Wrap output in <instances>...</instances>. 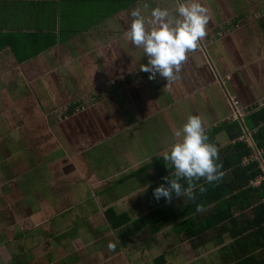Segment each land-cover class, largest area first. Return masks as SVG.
I'll return each mask as SVG.
<instances>
[{"label":"crops","instance_id":"0c3cea01","mask_svg":"<svg viewBox=\"0 0 264 264\" xmlns=\"http://www.w3.org/2000/svg\"><path fill=\"white\" fill-rule=\"evenodd\" d=\"M145 2L176 6L0 0V264H195L215 241L187 235L186 197L158 202L153 191L171 177L162 154L189 115L219 152L235 142L225 124L258 148L247 124L264 113V0H197L209 10L206 50L189 52L168 84L140 71L148 59L124 37L132 8L149 14ZM227 77L246 109L239 121L221 93ZM83 97L90 108L72 113Z\"/></svg>","mask_w":264,"mask_h":264},{"label":"clouds","instance_id":"9594fccd","mask_svg":"<svg viewBox=\"0 0 264 264\" xmlns=\"http://www.w3.org/2000/svg\"><path fill=\"white\" fill-rule=\"evenodd\" d=\"M142 14L140 7L132 8L128 15L131 20L124 37L136 48L142 49L147 64L140 65V71L149 73V79L159 74L167 84L179 79L182 64L188 59V53L200 48V42L206 37L209 23V10L197 0H176L173 10L165 7H151L145 2ZM175 142L162 154L165 166L171 167V178L164 177L167 186L159 185L153 191L156 200L164 198L171 202L173 195L195 202V191L204 193V185L194 181L202 178L209 184L219 181L223 172L218 164V148L208 142V136L199 116L189 115L186 122L174 130ZM187 182V187L181 181ZM146 191V188L143 189ZM142 191V192H143ZM202 204H196V211L203 212ZM110 250L115 249L109 244Z\"/></svg>","mask_w":264,"mask_h":264},{"label":"trees","instance_id":"16d2710c","mask_svg":"<svg viewBox=\"0 0 264 264\" xmlns=\"http://www.w3.org/2000/svg\"><path fill=\"white\" fill-rule=\"evenodd\" d=\"M255 115L251 114L250 118ZM262 124L264 113L259 123L251 121L247 124L250 129H257L255 141L260 149H264V129L260 128ZM225 127L231 135L230 140L235 142L228 153L218 152L216 162L222 164L220 171L223 176L212 184L203 178L194 181L198 186L204 185L207 190L201 193L197 187L195 202L186 198L188 203L184 211L190 219L184 224L185 231L189 237L197 236L201 240L199 244L213 239L222 242L223 235L229 234L234 240L232 251L229 252L231 264H264V184L257 188L251 186V182L260 176V171L256 164H242L252 154V149L236 141L241 134L239 125L225 124ZM166 172L171 173L173 170L170 168ZM162 184L167 186L166 181ZM181 184L187 187L186 181L182 180ZM163 200L161 198L158 202ZM196 204H202L205 210L197 212ZM248 210L252 212L250 219L243 215ZM237 213L241 215L237 217ZM213 232H217V235H213Z\"/></svg>","mask_w":264,"mask_h":264},{"label":"rangeland","instance_id":"374dc122","mask_svg":"<svg viewBox=\"0 0 264 264\" xmlns=\"http://www.w3.org/2000/svg\"><path fill=\"white\" fill-rule=\"evenodd\" d=\"M230 20H231V22H234V20L232 21V18H230ZM241 21V20H240ZM236 26H237V21H236ZM226 25H228L226 22L222 25V26H224V27H226ZM230 26H231V24H230ZM233 26V25H232ZM231 26V27H232ZM238 28V27H237ZM228 29H229V26H228V28L227 29H225L227 32H229L228 31ZM226 33V32H225ZM225 33L221 30V31H218L217 32V34L219 35V36H223V35H225ZM200 48L201 49H203L202 51H205L206 50V48H205V46H203V45H200ZM228 78V79H227ZM226 79H227V81L229 80L230 81V79L231 78H229V77H227ZM226 81V82H227ZM228 81V82H229ZM123 81L121 80V83H122ZM220 83V82H219ZM221 84V83H220ZM222 86V87H221ZM221 88H222V90H221V88H220V90H221V93H222V95H223V98H224V100H225V97H224V94H225V96H226V98L228 99V96H231V97H233V98H235L236 100H238L239 102H240V104H241V101L239 100V98H238V96L236 95V94H234L232 91L230 92L229 91V89H228V86L225 84L224 86L221 84ZM226 86H227V88H226ZM228 93V94H227ZM105 95H106V92H105ZM91 96V95H90ZM170 95H168L167 96V94L165 95V97H169ZM73 101V100H72ZM74 101H77V99H75ZM229 101V100H228ZM242 105V104H241ZM243 106V105H242ZM74 108L75 107H72V112L74 111ZM232 119V117L229 119V120H231ZM228 121V120H227ZM147 137H149L150 136V134H149V132H147ZM123 142V140L122 139H120V140H118V143L119 144H121ZM226 142H224L223 144H225ZM167 210V211H170V209H171V206H167L166 208H164V210ZM241 214L240 213H237V217L238 216H240ZM247 219H250L251 217H252V212L250 211V210H248V211H246V212H244V214H243ZM177 226H179V225H177ZM180 228L179 227H177V228H175V230L176 231H178ZM183 229H184V227H183ZM213 235H217V232H213L212 233ZM180 240L181 241H187V238H186V236L184 235V234H181V236H180ZM231 242H232V239H231V237L229 236V234H224L223 235V243H216V241H213V242H209V243H207L206 245H204V246H201V247H199L197 250H196V253H197V255H198V258H196L197 260H196V262H195V264H222V261H221V259H220V256H221V252L220 251H225L226 249L224 248V246H226V245H229V244H231Z\"/></svg>","mask_w":264,"mask_h":264},{"label":"built area","instance_id":"2783aa9c","mask_svg":"<svg viewBox=\"0 0 264 264\" xmlns=\"http://www.w3.org/2000/svg\"><path fill=\"white\" fill-rule=\"evenodd\" d=\"M239 25L240 24L237 23V27H239ZM227 79L221 78V80L219 79V82L224 86L226 84ZM88 99L89 97H83L78 101H74V103L72 102V104H69L68 109H72V107H75L72 113H83L87 111L91 106ZM228 100L234 113L231 120H241L246 114V109L235 98L228 96ZM68 109L62 108V111L65 112ZM65 118L66 117H62L60 118V120ZM240 141H244L252 149V154L243 160V166H248L249 164H256L258 166V170L260 171V176L254 182H251V186L255 188L260 187L262 184H264V149L255 148L250 136H248L247 138H242Z\"/></svg>","mask_w":264,"mask_h":264}]
</instances>
